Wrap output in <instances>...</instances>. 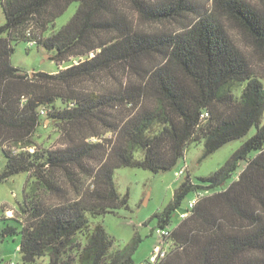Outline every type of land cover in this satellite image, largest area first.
Returning a JSON list of instances; mask_svg holds the SVG:
<instances>
[{
  "label": "trees",
  "instance_id": "1",
  "mask_svg": "<svg viewBox=\"0 0 264 264\" xmlns=\"http://www.w3.org/2000/svg\"><path fill=\"white\" fill-rule=\"evenodd\" d=\"M73 3L68 22L44 35ZM0 12V184L27 174L21 220L0 208V241L19 235L24 263L133 264L141 239L111 251L91 222L127 208L114 170L168 172L191 144L205 159L253 131L209 176L186 175L151 220L170 232L157 264H264V0H0ZM20 42L58 69L15 67ZM45 120L63 134L58 148L38 146ZM190 193L199 198L180 219Z\"/></svg>",
  "mask_w": 264,
  "mask_h": 264
},
{
  "label": "rangeland",
  "instance_id": "2",
  "mask_svg": "<svg viewBox=\"0 0 264 264\" xmlns=\"http://www.w3.org/2000/svg\"><path fill=\"white\" fill-rule=\"evenodd\" d=\"M77 3L71 4L68 9L57 18L53 25L49 26L46 34L56 31L64 26L68 20L74 15L77 9ZM125 13L131 18V14L126 5ZM3 15L0 12V21ZM134 23L138 24L136 18ZM230 36L234 42L244 50L248 55L250 51L243 40L242 36L237 32L228 28ZM255 59V58H254ZM256 61V60H255ZM11 63L24 71L30 76L33 73L43 72L52 73L58 69L57 64L50 59L49 54L42 49L36 47H28L25 42L15 44L14 52L11 56ZM66 64H62V68ZM259 72L261 68L258 67ZM264 70V69H263ZM262 73V72H261ZM263 74V73H262ZM103 81L102 86H106ZM99 86H101L99 84ZM84 132H89L84 131ZM251 131L247 136L239 140L229 142L215 151L212 155L202 159L203 144H191L176 166L168 172L152 173L143 169H133L128 167H120L114 170V186L120 197L127 195V208H119L116 214H108L101 217L91 218L93 224H101L107 234L113 239L111 251H116L125 247L136 236L141 239L138 247L132 255L133 264H140L151 255L155 246L159 245L160 239L156 234L158 230L154 220L151 217L160 212L171 200L174 191L178 188L186 175L194 181L198 182L199 177H206L218 170L234 153L244 141L251 135ZM62 132L57 125H48V121H44L43 127L38 129L37 143L40 148L55 149L61 146ZM105 139H113L112 134H105ZM91 142H97L98 139H90ZM241 164L239 171L243 168ZM5 167V158L0 150V172ZM182 171V175H179ZM27 179V174L19 173L10 177L6 182L0 184V208H3V215L6 211H11L12 216L6 218H15L21 220L18 215L17 203L21 201L23 196V187ZM91 185V179H86L84 187ZM68 197L72 200L77 199V194L70 188H67ZM195 194H188L181 203V210L185 209L188 202L193 199ZM49 203H56V198L45 197ZM199 196H197V199ZM180 211V210H179ZM178 212L174 217V221H178ZM19 216V217H17ZM23 220V219H22ZM10 223V222H7ZM0 223V227H2ZM20 236L5 238L0 241V264H47V260L42 258L34 263H24L19 253Z\"/></svg>",
  "mask_w": 264,
  "mask_h": 264
},
{
  "label": "built area",
  "instance_id": "3",
  "mask_svg": "<svg viewBox=\"0 0 264 264\" xmlns=\"http://www.w3.org/2000/svg\"><path fill=\"white\" fill-rule=\"evenodd\" d=\"M32 45H33L32 42L28 44L29 47H31ZM182 173H183L182 171H179V175H182ZM196 202H197V196L188 202L186 209L184 211L180 212L179 214L180 219H185L188 216L189 212L193 209ZM5 215L12 216V213L11 211H6ZM156 234L160 239L159 245L155 246L149 258H147L145 261H143L140 264H157L159 261L165 258L168 251V247L166 244L163 243L162 240L168 238L170 232L168 229H158L156 231Z\"/></svg>",
  "mask_w": 264,
  "mask_h": 264
},
{
  "label": "water",
  "instance_id": "4",
  "mask_svg": "<svg viewBox=\"0 0 264 264\" xmlns=\"http://www.w3.org/2000/svg\"><path fill=\"white\" fill-rule=\"evenodd\" d=\"M33 75V74H32Z\"/></svg>",
  "mask_w": 264,
  "mask_h": 264
}]
</instances>
